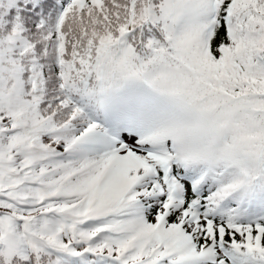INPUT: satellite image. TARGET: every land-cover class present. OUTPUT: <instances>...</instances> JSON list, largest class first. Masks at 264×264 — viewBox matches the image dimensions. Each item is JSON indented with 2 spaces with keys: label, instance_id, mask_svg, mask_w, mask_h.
I'll return each mask as SVG.
<instances>
[{
  "label": "snow or ice",
  "instance_id": "1",
  "mask_svg": "<svg viewBox=\"0 0 264 264\" xmlns=\"http://www.w3.org/2000/svg\"><path fill=\"white\" fill-rule=\"evenodd\" d=\"M0 264H264V0H0Z\"/></svg>",
  "mask_w": 264,
  "mask_h": 264
}]
</instances>
